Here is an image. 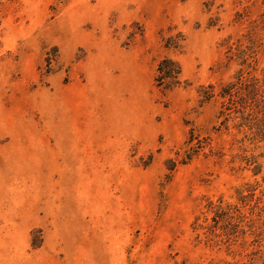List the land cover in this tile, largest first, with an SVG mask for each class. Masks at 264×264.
<instances>
[{"label":"rangeland","instance_id":"rangeland-1","mask_svg":"<svg viewBox=\"0 0 264 264\" xmlns=\"http://www.w3.org/2000/svg\"><path fill=\"white\" fill-rule=\"evenodd\" d=\"M254 60L264 0H0V264H264V225L192 227L218 198L264 217V142L255 176L216 129Z\"/></svg>","mask_w":264,"mask_h":264},{"label":"trees","instance_id":"trees-1","mask_svg":"<svg viewBox=\"0 0 264 264\" xmlns=\"http://www.w3.org/2000/svg\"><path fill=\"white\" fill-rule=\"evenodd\" d=\"M246 60H242L240 64L246 66ZM157 69L158 79L163 81L165 79L172 81L180 73L178 63L169 58L161 60ZM218 95L221 99V107L218 116L220 122L216 129L219 131L236 130L237 133L242 134L240 139L242 144L247 142L252 144L251 156L246 157V160L250 161L253 175L257 176L262 171L261 165L257 163V158L263 154H254L253 152L260 148L261 142H264V65L260 66L258 60H254L248 69L240 68L233 80L221 87ZM196 139L194 133L191 132L186 140L191 149L189 157L195 152L198 153L207 144V142L203 144L201 139L195 142ZM243 150L245 151L244 147ZM254 184H247V191H254ZM243 188L238 189V199L241 202L247 201L249 194H246ZM237 207V205L225 204L220 198L216 201L208 200L206 209L212 214L210 217H204L205 223L200 222L201 216L197 215L192 224L193 230L196 231L198 237L201 234L204 235L207 241L222 242L221 240H225L228 242L238 232L245 234L246 228L253 230L255 226L259 228L264 225L263 222H259L264 219L262 212L255 215H253L254 212H251L249 215H245ZM241 226L242 228H240ZM253 232H259V230ZM217 237L220 241L215 240Z\"/></svg>","mask_w":264,"mask_h":264},{"label":"bare ground","instance_id":"bare-ground-1","mask_svg":"<svg viewBox=\"0 0 264 264\" xmlns=\"http://www.w3.org/2000/svg\"><path fill=\"white\" fill-rule=\"evenodd\" d=\"M91 36V35H90Z\"/></svg>","mask_w":264,"mask_h":264}]
</instances>
